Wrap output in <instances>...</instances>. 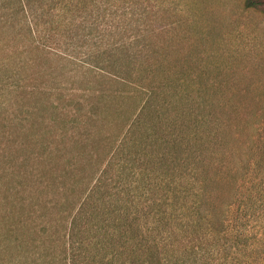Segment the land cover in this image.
Instances as JSON below:
<instances>
[{"label":"rangeland","instance_id":"rangeland-1","mask_svg":"<svg viewBox=\"0 0 264 264\" xmlns=\"http://www.w3.org/2000/svg\"><path fill=\"white\" fill-rule=\"evenodd\" d=\"M66 1L0 0V62H10L14 78L22 79L17 91L0 90V212L12 214L8 203L26 185L20 175L48 169L62 174L64 166L73 171L74 156L84 151L70 144L78 133L70 118L53 108L41 110L40 99L26 92L45 87L52 91L50 101L63 108L82 102L86 88L96 82L83 71L104 66L99 56L107 61L113 49L135 53L151 43L158 50L190 52L202 69L216 68L220 79L249 86V93L264 101V0H252L257 2L254 7H247L249 0H92L88 8L72 13ZM28 30L35 32L30 35ZM116 134L114 129L104 132L106 137ZM66 145L57 161H23L43 148ZM97 160L95 156L93 164ZM263 176L255 172L256 187L240 189L235 197L221 193L217 211L203 212L197 225L181 215L168 222H159L154 213L137 215V232L124 225L127 233L120 243L102 240L98 251L94 245L102 239L97 231L102 225L85 214L74 229L70 226L87 181L49 188L43 198L28 197L21 223L12 217L24 243L11 256L0 252V264H73L72 256L86 257L88 264H264ZM85 226L91 233L85 249H69L71 234ZM116 226L107 230L112 234Z\"/></svg>","mask_w":264,"mask_h":264},{"label":"trees","instance_id":"trees-1","mask_svg":"<svg viewBox=\"0 0 264 264\" xmlns=\"http://www.w3.org/2000/svg\"><path fill=\"white\" fill-rule=\"evenodd\" d=\"M66 2L72 13L77 7L88 8L92 0ZM256 3L249 0L246 5L254 7ZM28 31L30 35L35 32ZM189 53L170 47L158 50L151 43L135 53L113 49L107 61L99 56L104 66L99 63L83 71L96 80L86 88L89 92L83 94V101H72L64 108L50 101L52 91L45 87L26 92L35 101L40 99L41 110L53 108L70 118L68 123L75 124L78 131L70 144L83 147L78 157L84 156H74L73 171L64 166L62 174L48 169L19 176L26 185L16 192L17 199L8 203L12 214L0 212L3 256H11L12 250L24 243L18 239V225L11 222L12 217L21 223L28 197L43 198L49 188L67 189L87 181L70 226L74 229L85 214L90 222L102 225L97 230L102 239L94 245L98 251L102 240L120 243L127 233L124 225L132 228L129 232H137V215L154 213L151 216L159 222L181 215L198 224L204 219L203 212L217 211L221 193L235 197L240 189L256 187L254 173L264 172V101L253 97L249 86L220 79L216 68L202 69ZM0 67V90L11 94L12 89L22 88V79L14 78L10 62L2 60ZM93 69L106 76L93 75ZM84 83L90 84L89 80ZM105 129L117 134L106 137ZM68 147L49 146L23 161L42 157L57 161ZM37 190L40 193L35 194ZM20 193L28 196L21 199ZM111 224L117 225L112 234L107 230ZM89 235L86 226L79 228L70 236L76 241L70 239L69 249L77 245L84 250ZM71 260L88 264L86 257L72 256Z\"/></svg>","mask_w":264,"mask_h":264}]
</instances>
